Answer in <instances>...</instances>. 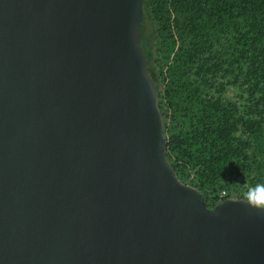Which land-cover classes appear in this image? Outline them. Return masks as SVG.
Returning <instances> with one entry per match:
<instances>
[{
	"label": "water",
	"instance_id": "water-1",
	"mask_svg": "<svg viewBox=\"0 0 264 264\" xmlns=\"http://www.w3.org/2000/svg\"><path fill=\"white\" fill-rule=\"evenodd\" d=\"M142 0H0V264H264V210L165 159Z\"/></svg>",
	"mask_w": 264,
	"mask_h": 264
},
{
	"label": "trees",
	"instance_id": "trees-1",
	"mask_svg": "<svg viewBox=\"0 0 264 264\" xmlns=\"http://www.w3.org/2000/svg\"><path fill=\"white\" fill-rule=\"evenodd\" d=\"M139 27L166 161L218 190L208 207L221 190L246 200L228 188L264 182V0H142Z\"/></svg>",
	"mask_w": 264,
	"mask_h": 264
},
{
	"label": "clouds",
	"instance_id": "clouds-1",
	"mask_svg": "<svg viewBox=\"0 0 264 264\" xmlns=\"http://www.w3.org/2000/svg\"><path fill=\"white\" fill-rule=\"evenodd\" d=\"M245 198L252 208L264 210V182L249 187L245 193Z\"/></svg>",
	"mask_w": 264,
	"mask_h": 264
},
{
	"label": "rangeland",
	"instance_id": "rangeland-1",
	"mask_svg": "<svg viewBox=\"0 0 264 264\" xmlns=\"http://www.w3.org/2000/svg\"><path fill=\"white\" fill-rule=\"evenodd\" d=\"M216 94H219V93H216ZM223 97L224 96H228V97H230V98H232V99H235V96H236V94H235V90L233 89V88H226V89H223L222 91H221V93H220ZM248 186H246V185H243V186H239V185H231V186H229V188L228 189H230V190H232L233 192H235V193H237V194H240V195H243V196H245V193L247 192V190H248ZM218 191V190H217ZM217 191H215V192H213V193H208V195L206 196V197H204V195H203V198H204V202H206V203H212V196H213V194H216L217 193Z\"/></svg>",
	"mask_w": 264,
	"mask_h": 264
},
{
	"label": "built area",
	"instance_id": "built-area-1",
	"mask_svg": "<svg viewBox=\"0 0 264 264\" xmlns=\"http://www.w3.org/2000/svg\"><path fill=\"white\" fill-rule=\"evenodd\" d=\"M224 195H225V192H224L223 190H221V191L219 192L217 202L221 201L222 199H225V198H223Z\"/></svg>",
	"mask_w": 264,
	"mask_h": 264
}]
</instances>
